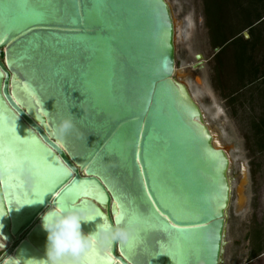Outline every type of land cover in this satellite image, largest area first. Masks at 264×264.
<instances>
[{
    "label": "water",
    "instance_id": "1",
    "mask_svg": "<svg viewBox=\"0 0 264 264\" xmlns=\"http://www.w3.org/2000/svg\"><path fill=\"white\" fill-rule=\"evenodd\" d=\"M0 41V264H43L52 207L127 230L82 264H223L236 146L186 81L205 87L201 54L178 67L169 1L0 0Z\"/></svg>",
    "mask_w": 264,
    "mask_h": 264
},
{
    "label": "rangeland",
    "instance_id": "2",
    "mask_svg": "<svg viewBox=\"0 0 264 264\" xmlns=\"http://www.w3.org/2000/svg\"><path fill=\"white\" fill-rule=\"evenodd\" d=\"M170 2L179 21L190 22L178 42V67L182 68L183 62L187 66V62L195 61L198 53L203 55L204 69L200 73L205 87L198 82L194 85L203 90L201 100L210 117L219 114L224 136L235 143L233 171L239 173L241 161L249 170L248 202L240 211L236 204L229 211L223 264H264V83L240 89L232 46L220 58L216 56L217 47L211 42L206 24L204 0ZM228 22L237 26L235 10L229 14Z\"/></svg>",
    "mask_w": 264,
    "mask_h": 264
},
{
    "label": "trees",
    "instance_id": "3",
    "mask_svg": "<svg viewBox=\"0 0 264 264\" xmlns=\"http://www.w3.org/2000/svg\"><path fill=\"white\" fill-rule=\"evenodd\" d=\"M204 1L211 42L221 48L216 56L220 58L232 46L240 89L264 83V0ZM232 10H235L237 26L228 22ZM245 30L249 32L248 38L243 35Z\"/></svg>",
    "mask_w": 264,
    "mask_h": 264
},
{
    "label": "clouds",
    "instance_id": "4",
    "mask_svg": "<svg viewBox=\"0 0 264 264\" xmlns=\"http://www.w3.org/2000/svg\"><path fill=\"white\" fill-rule=\"evenodd\" d=\"M95 219H86L74 209L52 207L44 212L41 221L42 228L47 233V259L42 260L43 264H82L83 253L93 244L111 246L127 242V230L107 221L98 224L94 233L85 235L81 230V223Z\"/></svg>",
    "mask_w": 264,
    "mask_h": 264
},
{
    "label": "bare ground",
    "instance_id": "5",
    "mask_svg": "<svg viewBox=\"0 0 264 264\" xmlns=\"http://www.w3.org/2000/svg\"><path fill=\"white\" fill-rule=\"evenodd\" d=\"M169 1V4H170V6H171V11H172V13H173V17H174V22H175V30H176V44L179 42V40H180V38L183 36V33H185L186 32V26H188V24L190 23L188 20L187 21H185L184 23H181L180 21H179V18H178V16L175 14V12H174V10H173V7H172V5H171V2H170V0H168ZM200 58H203V55L201 54V57ZM177 74H178V76H181L182 74H180L181 73V70H179L178 68H177ZM186 81L188 82V84L189 85H193V84H195V82H197L196 80H195V78H191V79H186ZM194 87V86H193ZM202 91L203 90H200V89H197V88H193L192 89V94H193V96H194V98L196 99V100H199V99H201V96H202ZM205 108V107H204ZM207 111V109H205V112ZM217 113V112H216ZM218 113L217 114H214V116L212 117V118H209V117H207V115H205L204 116V120L207 122V124H209V125H211V123H213L214 125H215V127H216V130L218 131L217 132V136L215 137V142H216V144L217 145H224V143H226V139H225V137H224V132H223V130H222V127L220 126L221 124H220V120L218 119ZM230 156H233V152H232V150H230ZM233 161V160H232ZM232 166L230 167V169H229V172H228V176H229V178H230V185H231V197H230V202H229V205H228V208H227V217H229V211H230V209H231V206L233 205V204H236V207H237V209H238V211H240L239 209L241 208V207H243L245 204H243L242 202L241 203H238L236 200L234 201V196H235V189H236V186H237V184H238V182L240 181V179H241V177L242 176H240L241 175V173L239 174H237L236 176H234L233 175V172H232ZM238 176V177H237ZM245 202V201H244ZM239 204V205H238ZM227 232H228V218H227V230H226V238H225V242L227 243ZM7 243L5 242V240H3L2 238H1V235H0V248H2V247H4L5 245H6ZM224 253H225V251H224ZM223 262H224V257H223Z\"/></svg>",
    "mask_w": 264,
    "mask_h": 264
},
{
    "label": "flooded vegetation",
    "instance_id": "6",
    "mask_svg": "<svg viewBox=\"0 0 264 264\" xmlns=\"http://www.w3.org/2000/svg\"><path fill=\"white\" fill-rule=\"evenodd\" d=\"M4 249L3 248H0V258L4 255Z\"/></svg>",
    "mask_w": 264,
    "mask_h": 264
},
{
    "label": "snow or ice",
    "instance_id": "7",
    "mask_svg": "<svg viewBox=\"0 0 264 264\" xmlns=\"http://www.w3.org/2000/svg\"><path fill=\"white\" fill-rule=\"evenodd\" d=\"M11 7V6H10ZM0 42H2V41H0ZM118 207H119V205H118ZM89 218H91V217H89Z\"/></svg>",
    "mask_w": 264,
    "mask_h": 264
}]
</instances>
